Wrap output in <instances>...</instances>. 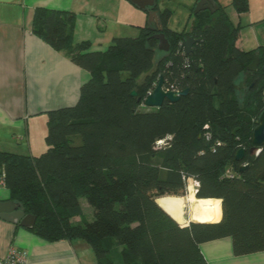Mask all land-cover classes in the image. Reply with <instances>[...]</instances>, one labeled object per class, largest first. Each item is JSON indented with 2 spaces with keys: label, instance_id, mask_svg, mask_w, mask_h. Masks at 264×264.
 <instances>
[{
  "label": "trees",
  "instance_id": "trees-1",
  "mask_svg": "<svg viewBox=\"0 0 264 264\" xmlns=\"http://www.w3.org/2000/svg\"><path fill=\"white\" fill-rule=\"evenodd\" d=\"M231 4L238 14L248 9L247 0ZM154 10L161 31L144 25L103 52L74 41L75 14L34 10L31 33L90 77L73 106L47 112L43 153L0 152L9 201L36 218L28 229L35 236L84 241L98 264H207L199 245L225 237L235 256L262 252L264 146L254 149L252 133L264 110V51L235 46L239 27L221 6L193 14L189 31L168 27L170 10ZM159 33L166 53L157 50ZM188 38L196 42L186 56ZM160 76L165 91L188 92L146 108ZM188 179L198 184L196 198L221 201L219 222L181 227L157 206V197L184 196ZM80 199L93 219L74 224Z\"/></svg>",
  "mask_w": 264,
  "mask_h": 264
},
{
  "label": "crops",
  "instance_id": "crops-1",
  "mask_svg": "<svg viewBox=\"0 0 264 264\" xmlns=\"http://www.w3.org/2000/svg\"><path fill=\"white\" fill-rule=\"evenodd\" d=\"M198 2L194 0L193 9ZM215 2L239 27L235 46L242 51H264V0H247L248 9L242 14L231 0ZM36 8L75 14L73 39L88 42L90 51L103 52L113 38L136 36L139 27L153 25L147 10L128 0H0V152L33 157L46 150L47 112L73 106L90 77L64 53L31 33ZM197 186L188 179L184 196H160L155 203L181 227L219 222L221 201L196 198ZM81 200L86 202L80 199L81 215L71 220L74 224L93 219L92 208ZM0 201H9L5 187H0ZM10 247L26 252L30 264H98L84 241L47 242L19 224L0 219V258ZM199 250L207 264H264V251L235 256L229 237L201 243Z\"/></svg>",
  "mask_w": 264,
  "mask_h": 264
},
{
  "label": "water",
  "instance_id": "water-1",
  "mask_svg": "<svg viewBox=\"0 0 264 264\" xmlns=\"http://www.w3.org/2000/svg\"><path fill=\"white\" fill-rule=\"evenodd\" d=\"M131 4L137 6L142 10L148 12V22L158 26V30L161 31L162 27L158 23L157 11L154 10L156 6V0H128ZM218 8L215 0H199L194 9V14L208 10L211 13L216 11ZM158 40L157 50L160 52H168L169 44L162 33L155 34L153 36ZM196 41L193 38H188L181 43V47L184 48V54L187 56L191 53V48ZM259 60L257 57L254 58L253 62L247 67V71L254 72L257 70ZM264 71V67H263ZM163 77H159L158 82L154 86L153 90L145 96L142 104L146 108H160L165 102L171 104L179 100L180 97L185 96L188 90L181 92L176 91H165L163 87ZM132 97L136 96L135 92H131ZM252 145L254 149H258L264 146V110L261 112L258 125L255 127L252 133ZM244 149H240L235 154V160L241 161L244 157ZM0 219L13 223L19 224L21 227L26 229H32L36 218L31 215H25L19 207L12 201H0Z\"/></svg>",
  "mask_w": 264,
  "mask_h": 264
},
{
  "label": "rangeland",
  "instance_id": "rangeland-1",
  "mask_svg": "<svg viewBox=\"0 0 264 264\" xmlns=\"http://www.w3.org/2000/svg\"><path fill=\"white\" fill-rule=\"evenodd\" d=\"M193 2L194 0L191 1L190 0H157V7L161 11H163L164 9L170 10L171 15L168 21V27L170 29L174 31H183V30L189 31L194 17L192 13V9L194 7ZM134 35H136L135 32ZM126 37H135V36H126ZM243 81H244V77H241L237 82V87L239 91ZM81 201L85 206H88L84 200Z\"/></svg>",
  "mask_w": 264,
  "mask_h": 264
},
{
  "label": "built area",
  "instance_id": "built-area-1",
  "mask_svg": "<svg viewBox=\"0 0 264 264\" xmlns=\"http://www.w3.org/2000/svg\"><path fill=\"white\" fill-rule=\"evenodd\" d=\"M262 99L264 100V89L262 91ZM0 187H5L3 176H0ZM0 264H30L26 252L15 247H10L7 254L0 258Z\"/></svg>",
  "mask_w": 264,
  "mask_h": 264
}]
</instances>
